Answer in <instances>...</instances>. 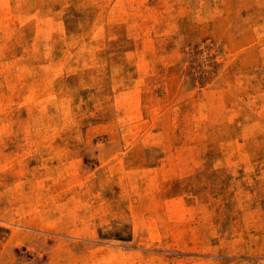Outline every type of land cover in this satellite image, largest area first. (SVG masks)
Returning <instances> with one entry per match:
<instances>
[{
  "label": "rangeland",
  "instance_id": "374dc122",
  "mask_svg": "<svg viewBox=\"0 0 264 264\" xmlns=\"http://www.w3.org/2000/svg\"><path fill=\"white\" fill-rule=\"evenodd\" d=\"M0 264H264V0H0Z\"/></svg>",
  "mask_w": 264,
  "mask_h": 264
}]
</instances>
